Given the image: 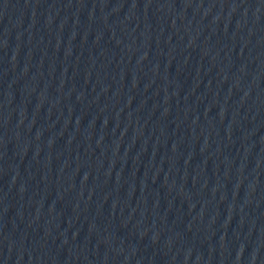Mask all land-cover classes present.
I'll use <instances>...</instances> for the list:
<instances>
[{"label": "water", "instance_id": "95a60500", "mask_svg": "<svg viewBox=\"0 0 264 264\" xmlns=\"http://www.w3.org/2000/svg\"><path fill=\"white\" fill-rule=\"evenodd\" d=\"M0 264H264V0H0Z\"/></svg>", "mask_w": 264, "mask_h": 264}]
</instances>
